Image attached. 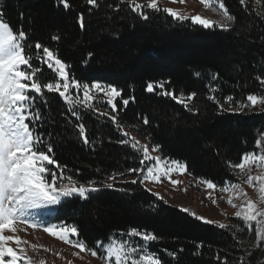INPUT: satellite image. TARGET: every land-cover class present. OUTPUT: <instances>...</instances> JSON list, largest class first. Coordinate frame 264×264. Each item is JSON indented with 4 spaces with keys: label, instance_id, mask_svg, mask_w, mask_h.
Segmentation results:
<instances>
[{
    "label": "trees",
    "instance_id": "obj_1",
    "mask_svg": "<svg viewBox=\"0 0 264 264\" xmlns=\"http://www.w3.org/2000/svg\"><path fill=\"white\" fill-rule=\"evenodd\" d=\"M68 3L70 7L66 9L59 0H0V12L14 30L23 25L26 32L31 31L28 43L34 45L39 40L58 51L59 57L70 65V76L82 83L98 80L121 89L123 98L129 99L127 107L118 113L125 131L150 147L160 145L158 152L162 157L186 163L187 173L195 179H211L219 186L225 180L235 181L228 162L238 163L243 153L257 151L255 141L264 135V113L258 108L242 114L228 111L230 105L225 103V97L242 100L250 93L264 94L255 79L264 78V0H245V6L239 0H224L235 17L229 31L219 27L206 29L190 20L179 23L162 11L156 14L148 10L150 18L145 21L126 3L115 11L119 0H98L99 8H91L86 0ZM203 11L215 12L217 21L222 20L217 5ZM80 13L85 16L83 31L77 23ZM57 34L59 41H52L51 36ZM33 63L43 67L41 79H54L46 65L35 60ZM216 74L218 79L213 80ZM149 82H164V89L177 95L181 91L185 95L196 92L191 103L198 112H190L162 95L158 87L149 93ZM211 87L218 89L214 94L224 104V111L208 99L213 94ZM45 98L47 105L37 101L44 117L38 130L46 137L51 133L54 158L67 165V174L82 182L102 180L114 171L140 166L139 154L118 143L121 135L108 119L92 112L82 113L88 138L93 142L86 145L64 118L68 115L67 106L59 95L46 93ZM97 108L104 111L106 105ZM144 116L149 118L147 126L143 124ZM133 124H139V129L129 127ZM146 134H150V140ZM121 179L131 181L136 176L125 175ZM115 188L130 191L105 189L93 193L87 201L66 199L49 221L75 225L79 233L76 238L90 248H95L97 241L107 242L113 233L133 227L154 232L160 239L152 242L150 249L164 264H221L225 259L227 264H241V257L247 264L264 260V242L253 250L252 256L246 255V250L257 243L256 231L252 227L249 232L235 216L226 218L224 224L230 228L221 230L196 219L191 211L185 213L164 199H157L139 183L117 182ZM231 226L245 230L236 232ZM236 240L244 243L237 244ZM165 249L175 252V258Z\"/></svg>",
    "mask_w": 264,
    "mask_h": 264
},
{
    "label": "snow or ice",
    "instance_id": "obj_2",
    "mask_svg": "<svg viewBox=\"0 0 264 264\" xmlns=\"http://www.w3.org/2000/svg\"><path fill=\"white\" fill-rule=\"evenodd\" d=\"M86 2L91 8H99L98 0H86ZM172 2L185 3V0H172ZM200 2L205 7L210 6V0H200ZM239 2L245 6V0H239ZM59 3L66 9L70 7L68 0H59ZM125 3L132 12L145 21L150 18L148 10L156 14L162 11L179 23L190 20L193 25H200L206 29L219 27L221 30L229 31L235 20V17L229 13L224 0H216L222 16L220 21H213L199 14L191 16L181 14L175 8L161 9L158 6V0H147V3L143 4L138 0H119L114 10L119 11L120 5ZM109 7L113 6L109 5ZM3 15V12H0V264H33L25 246H30L33 250L44 247L30 244L29 241L22 239L17 233L18 231L26 232L27 228H20L19 225L32 229L42 228L45 233L79 249L74 255L80 258H82L81 252H89L95 258L98 256L97 249H99L101 252L99 258L103 264H164L159 255L150 249L151 243L160 239L154 232L141 231L133 227L127 232L113 233L107 242L97 241L95 248H90L84 241L78 238L73 239L79 235L75 225L69 226L63 222L53 224L48 223L47 220L42 222L35 218V210L61 205L66 199L78 198L87 201L93 193L105 189L130 191L125 188H115L117 182L132 185L139 183L148 192H152V188L148 187L146 181L155 185L162 184L166 179L175 189L182 181L173 179L172 176L186 173L187 165L170 157L152 155L153 152L160 150V145L152 144L150 147L148 143H141L135 136L124 130L118 113L127 107L129 99L123 98L121 89L98 80L82 83L70 76L68 71L70 65L59 57L58 51H54L39 40L35 41L34 45L28 43L31 31L26 32L23 25L18 30H14L10 23L5 22ZM259 15L257 14L258 18ZM77 23L83 31L85 29L83 13L79 14ZM59 39L58 34L51 36L52 41H59ZM88 55L91 58L92 53ZM34 60L40 65H46L47 69L54 74V79H41L44 69L34 66ZM216 79L218 74L213 76V80ZM255 79L264 88V78L257 76ZM157 87L162 90V95L177 101L188 111L198 112V108L191 103L198 95L196 92L185 95L181 91L177 95L175 91L165 90L164 82L158 84L149 82L146 90L151 93ZM217 90L211 87L209 91L213 94L209 95L208 99L217 103L220 110L224 111V104H221L214 94ZM46 93L59 95L67 106L68 115L64 118L86 145H91L93 142L88 138L82 113L92 112L95 116L108 119L121 135L118 143L130 147L134 153L139 154L140 166L121 172L114 171L102 180L90 179L82 182L74 178L72 174H67V165H61L54 158L51 133L46 137L44 132L38 130L44 117L37 107V101L47 105ZM97 97L101 98L97 99ZM117 102L121 107H118ZM225 103L230 105L228 111L233 113L242 114L245 110L251 113L253 108H258L261 113H264V94L250 93L242 100H235L229 95L225 97ZM97 104L106 105L105 110L100 111L96 107ZM143 124L149 125L147 116L143 117ZM129 127L139 129V124L129 125ZM146 138L150 140V134H146ZM255 145L257 151L243 153L238 163L228 162V167L232 169L233 175L239 178V182L225 180L223 187H220L211 179L201 180L206 189L211 190L206 192V195L212 199L213 204H216V200L212 197V191L219 187L221 192L230 193L227 203L233 208H238L235 218L242 220L249 232L252 231L253 224L255 225L257 243L246 250L247 256H252L253 250L260 247V242H264V135L255 141ZM254 167L260 169L259 174H252ZM75 175L77 177L80 175L79 169L76 170ZM125 175H135L136 179L122 180L121 178ZM242 184L256 188L259 201H253ZM184 191L186 192L187 189L185 188ZM152 194L159 200L163 199L159 192ZM234 198H242V202L237 205L233 203ZM152 207L154 206L150 205V208ZM181 211L188 213L189 209L182 208ZM191 215L204 223L215 224L221 230L230 228L227 224L196 216L194 212ZM45 224L47 226H44ZM231 227L236 228V232L245 230L238 226ZM236 232L232 233L234 239ZM13 243L16 245L15 248L11 246ZM236 243L244 242L236 240ZM202 246V244L198 245V247ZM47 250L45 248V251ZM164 251L175 258V252H168L167 249ZM240 260L241 264H247L244 257ZM40 264H46V262L41 260ZM221 264H227V260L225 259ZM257 264H264V260H259Z\"/></svg>",
    "mask_w": 264,
    "mask_h": 264
},
{
    "label": "rangeland",
    "instance_id": "obj_3",
    "mask_svg": "<svg viewBox=\"0 0 264 264\" xmlns=\"http://www.w3.org/2000/svg\"><path fill=\"white\" fill-rule=\"evenodd\" d=\"M140 3H147V0H138ZM217 5L216 0H210V6ZM158 6L160 8H175L181 12V14L191 15H201L204 18L217 21L219 18L216 13L211 14L210 11H203L205 8L204 4L200 0H185V3H173L172 0H158ZM210 14V15H209ZM101 97H97L100 99ZM101 106L97 104L96 107ZM131 135L135 136L141 143H147L146 141L140 139L133 133ZM152 155H159V152H153ZM260 173V169L253 168L252 174L257 175ZM173 179L182 181L181 184L173 188V186L165 179L162 184H151L150 182H145L148 187L152 188V192H159L165 201L168 203L182 208H187L189 211L194 212L196 216H203L207 220H212L219 223H225L226 218L230 216H235V212L238 208H233L227 203V198L230 193H224L219 190V187L212 191V197L216 200V204H213L212 199L208 198L206 192L211 191L207 190L206 186L201 182L202 179H195L191 177L187 172L183 175L172 176ZM239 182V178L236 177L235 181ZM220 187H223L220 186ZM248 196L253 201H259V193L256 191V188L249 186L247 184H242ZM258 187V186H257ZM187 189L185 192L184 189ZM242 198H234L233 203L240 204ZM57 206L48 209H39L34 211V216L36 219L41 220L42 222L47 220L48 223L50 216L53 214ZM57 224V223H53ZM44 226H47L45 224ZM20 228H27V231H18V235L22 239H25L30 242V244L43 245L44 247L33 250L30 246L27 247V255L31 257L33 264H40L41 260H44L46 264H103V261L99 258L101 255L100 250L98 249V256L92 257L89 252H81L80 257L74 255L75 252H78L79 249L74 248L72 245L64 243L59 239L51 236L48 233H45L42 228L32 229L24 225H19ZM255 228V225L253 224ZM11 234V233H6ZM76 239V237H73ZM13 248L16 245L13 243L11 245ZM45 248L48 249L45 251ZM18 251V249H17ZM59 254V255H58Z\"/></svg>",
    "mask_w": 264,
    "mask_h": 264
}]
</instances>
